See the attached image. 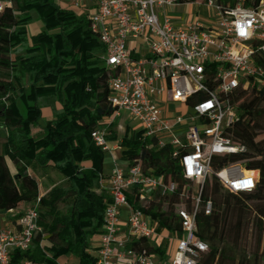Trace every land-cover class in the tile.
<instances>
[{
    "label": "built area",
    "instance_id": "obj_1",
    "mask_svg": "<svg viewBox=\"0 0 264 264\" xmlns=\"http://www.w3.org/2000/svg\"><path fill=\"white\" fill-rule=\"evenodd\" d=\"M83 1L71 0L77 13L85 11ZM88 1L89 30L104 47L100 62L107 72L116 74L107 82L106 102L113 112L104 118L106 127L100 125L91 132L94 146L110 151L107 128L126 114L136 122L143 147L169 149L180 176L199 188L191 195L189 210L183 201L174 206L180 233L158 231L157 223L134 208L127 195L135 191L143 203L156 193L171 196L176 184L143 170L141 163L122 167L115 159L108 177L100 178V184H108L109 202L103 211L95 264L113 260L198 264L209 252L208 243L197 236L204 182L215 177L223 191L231 194L250 193L256 186L257 173L246 171L241 163L216 172L211 164L216 156L245 152L244 146L228 137L237 121L231 99L238 91L264 92V0ZM12 6V0H0V12ZM183 7H193L194 15L178 23L171 13ZM39 202L37 198L18 215L8 212L15 218L10 226H0V264H34L26 258L12 261L16 252L31 248L40 232ZM121 210L127 212L123 236L119 233ZM211 211L208 200L203 213L209 216ZM158 238L166 241V251L169 247L168 259L132 248L133 242L141 240L159 248L153 243Z\"/></svg>",
    "mask_w": 264,
    "mask_h": 264
},
{
    "label": "trees",
    "instance_id": "obj_2",
    "mask_svg": "<svg viewBox=\"0 0 264 264\" xmlns=\"http://www.w3.org/2000/svg\"><path fill=\"white\" fill-rule=\"evenodd\" d=\"M12 1L11 8L0 12V122L10 131L7 145L16 174L10 175L0 154V214L16 211L40 198L36 178L27 174L32 162L40 167L54 163L64 179L75 185V200L68 214L58 209L66 196L60 188L55 187L40 198L37 222L40 232L26 253L14 254L12 263L26 258L34 264H57L58 257L69 253L77 257L78 264H95L86 254V246L102 224L109 199L92 189L101 174L103 152L94 146L90 134L98 121L113 112L106 102L107 82L116 74L104 69L99 60L103 45L90 32L86 19L76 16L73 9L62 10L51 0ZM25 10L35 13L44 27L30 39V47L25 26L31 17L17 15ZM15 42L38 53L40 59L31 61L18 56L11 61ZM25 75H28L29 89L22 94L15 89L13 78L23 79ZM47 94L56 98L62 112L44 124L42 138L34 139L31 130L39 127L40 120L36 101ZM17 95L23 98L22 104ZM231 103L236 106L237 121L228 137L232 143L244 146L245 152L216 156L211 167L216 172L241 163L246 171L257 173L256 186L250 193L231 194L223 191L215 177L204 182L196 218L197 236L208 243L209 252L198 264H249L244 252L239 258L233 253L242 240L249 210L254 215L251 224L258 231L254 260L264 261V92L238 91ZM122 145L121 159L127 166L141 163L143 170L163 175L166 183L176 184L171 196L156 193L153 199L140 203L133 191L127 195L128 202L155 221L158 231L179 234L174 206L183 201L186 209L191 208L192 194L188 188L191 183L180 176L176 161L170 157L171 151L147 150L139 142L137 133ZM83 161H90L92 168L81 170L78 164ZM208 200L212 211L206 216L203 206ZM44 239L50 243L49 248L41 247ZM132 248L163 254L161 248H152L143 240L133 242Z\"/></svg>",
    "mask_w": 264,
    "mask_h": 264
},
{
    "label": "crops",
    "instance_id": "obj_3",
    "mask_svg": "<svg viewBox=\"0 0 264 264\" xmlns=\"http://www.w3.org/2000/svg\"><path fill=\"white\" fill-rule=\"evenodd\" d=\"M58 8L69 10L72 8L71 0H66L69 2L70 6H65L63 3L64 0H51ZM84 5L86 8L89 9L90 4L88 0H84ZM73 9V8H72ZM79 17H84L83 15L86 14L83 12L77 13ZM41 31L32 32L31 37L36 36ZM18 56L11 54L10 60L15 61ZM20 57V56H19ZM29 84V82H28ZM29 89V87H28ZM20 104L23 103V98L17 97ZM20 98V99H19ZM36 106L38 108V112L40 114L39 120V127L34 128L31 130V135L34 139H40L43 137L42 129L45 123L54 120L57 116H59L62 112L61 104L56 100V98L52 95H43L38 97L36 101ZM36 112V114L38 113ZM106 120L102 119L97 122V127L105 125L106 127ZM10 134L9 129L0 122V154L4 157L5 164L8 168V171L11 176L16 174V169L13 164V159L10 156V149L7 145V139ZM136 134V122L130 119L126 114L122 115L120 118H117L113 121V123L107 128V140L110 145V151L103 152V165L101 174L96 178V180L92 184V189L96 193H100L106 196L109 199L108 194V184L105 181L103 184H100V178L106 179L112 169L114 164V160H118V164L122 167L127 166V162L123 161L122 158V151L124 150V146L122 145L124 140H128ZM78 167L81 170H89L92 168V164L90 161H83L78 164ZM27 174L31 177L36 178L38 185H39V197H45L53 188L57 187L59 184L66 181L64 177L55 169L54 163L49 162L45 167L38 166L35 162H32L27 167ZM31 203H27L22 205L21 208L14 211L16 215L23 213L29 207H31ZM125 210H121L120 213V226H119V233L123 236L126 232L125 223H126V216L127 212ZM125 213V214H124ZM123 214V216H122ZM15 215V216H16ZM14 215L9 214H0V222L2 227L10 226L13 222ZM102 233V224L98 228L97 232L91 236L88 240L86 246V254L91 257L93 260L97 257V246L99 242L100 235ZM160 238L155 240V245L161 248V242H159ZM162 241V240H161ZM51 245L50 243L44 239L41 242V247L49 248ZM164 258L162 255H159ZM71 258L67 259L65 264H78V259L75 256H70ZM112 264H126L124 262H120L117 260H113Z\"/></svg>",
    "mask_w": 264,
    "mask_h": 264
},
{
    "label": "rangeland",
    "instance_id": "obj_4",
    "mask_svg": "<svg viewBox=\"0 0 264 264\" xmlns=\"http://www.w3.org/2000/svg\"><path fill=\"white\" fill-rule=\"evenodd\" d=\"M63 3L65 4V6H68V8H69V6H70L69 2L64 0ZM72 8H70V9H72ZM73 10L76 12L75 13L76 16H78L77 11L75 9H73ZM88 11H89V9L86 8L84 12L86 14H88ZM20 14L21 15L28 14L31 17L30 22L25 26L26 38L28 39V47H30L31 46L30 39L32 38L31 37L32 32L43 31L44 27H43V24L41 23V21L39 20V18L36 16V14L33 13L32 11H26L25 10L23 12H17V15L20 16ZM86 14L83 17L85 19L87 16ZM171 15L176 17V18L174 17L172 19H174V20L176 19L178 23H180L181 21L184 22L187 19L191 20L192 15H194V9H193V7L179 8L176 10V12L173 11L171 13ZM199 15L201 17L205 16L204 10L200 11ZM12 54L15 56L17 55V56H20L22 58L31 60V61L40 59V55L38 53L29 51L27 48L23 47L18 42H15V45L13 46ZM13 84H14L15 89L17 91L21 90L22 94H26L28 87H29L28 75H25L23 77V79L13 78ZM57 188H60L61 190L66 192V196L58 204V209L60 210V212L62 214H68V212L71 209V207L74 203V200H75V185H74L73 181L66 180L63 183L59 184L57 186ZM188 188L190 189L191 194H195L197 192V190L199 189L194 183H191ZM129 194H131V193H128V195ZM247 214H248V220L249 221L244 226L242 240L240 242L239 248L234 249L233 253L236 257L239 258L244 252V255L247 258L249 264H264V261L261 259L259 260L257 258L256 260H254V253H256V251H257L258 231L251 224V220L253 219V216H254L252 210H249L247 212ZM122 216H123V214H122ZM0 225H1V222H0ZM153 241H154L153 243H156L155 240H153ZM159 242H161L160 245H161L162 251L165 250L164 251V258L168 259L169 258V247L166 251V249H165L166 241L165 240L161 241V239H160ZM260 251H261V249H260ZM70 256H72V255L69 253L61 255L60 257L57 258L56 263L57 264H65L66 260L71 258Z\"/></svg>",
    "mask_w": 264,
    "mask_h": 264
}]
</instances>
